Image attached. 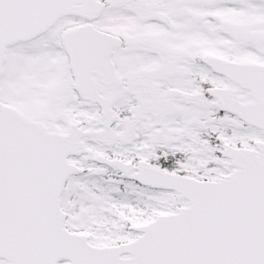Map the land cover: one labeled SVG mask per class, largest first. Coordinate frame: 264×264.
Here are the masks:
<instances>
[{
    "label": "snow or ice",
    "instance_id": "1",
    "mask_svg": "<svg viewBox=\"0 0 264 264\" xmlns=\"http://www.w3.org/2000/svg\"><path fill=\"white\" fill-rule=\"evenodd\" d=\"M0 264H264V0H0Z\"/></svg>",
    "mask_w": 264,
    "mask_h": 264
}]
</instances>
